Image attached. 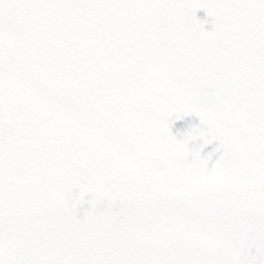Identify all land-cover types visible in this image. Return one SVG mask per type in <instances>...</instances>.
I'll return each mask as SVG.
<instances>
[{"label": "snow or ice", "instance_id": "6c2138e0", "mask_svg": "<svg viewBox=\"0 0 264 264\" xmlns=\"http://www.w3.org/2000/svg\"><path fill=\"white\" fill-rule=\"evenodd\" d=\"M0 264H264V0H0Z\"/></svg>", "mask_w": 264, "mask_h": 264}, {"label": "flooded vegetation", "instance_id": "af4514ba", "mask_svg": "<svg viewBox=\"0 0 264 264\" xmlns=\"http://www.w3.org/2000/svg\"><path fill=\"white\" fill-rule=\"evenodd\" d=\"M199 15L203 17L204 16V13L203 12H200Z\"/></svg>", "mask_w": 264, "mask_h": 264}]
</instances>
